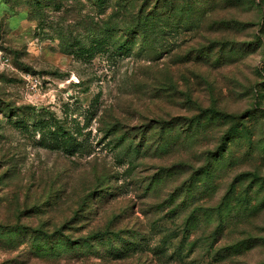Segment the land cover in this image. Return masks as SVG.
I'll list each match as a JSON object with an SVG mask.
<instances>
[{
  "label": "rangeland",
  "instance_id": "1",
  "mask_svg": "<svg viewBox=\"0 0 264 264\" xmlns=\"http://www.w3.org/2000/svg\"><path fill=\"white\" fill-rule=\"evenodd\" d=\"M0 264H264V0H0Z\"/></svg>",
  "mask_w": 264,
  "mask_h": 264
},
{
  "label": "trees",
  "instance_id": "2",
  "mask_svg": "<svg viewBox=\"0 0 264 264\" xmlns=\"http://www.w3.org/2000/svg\"><path fill=\"white\" fill-rule=\"evenodd\" d=\"M99 6L103 7L106 3V0H96ZM37 6H40L37 5ZM165 8H137L132 11L130 15V21L126 23V20L121 22L124 25V31L122 32V36L119 37L118 41H115L116 45L112 49L113 55H128L133 52L131 46V39H136V43L138 44V48L141 50L147 49L152 44H155L160 36L166 33L174 32L176 29H181L186 27V12L180 11L178 8H167L168 11L164 12ZM129 14V13H128ZM125 17V16H122ZM126 23V25H125ZM185 25V26H184ZM107 32V40L112 37L111 34L116 32V26L108 27ZM104 37V36H103ZM138 39V40H137ZM105 41L99 40L97 44H95V48L98 50H103ZM41 125H46L45 122H41ZM60 129L57 131L59 132ZM43 135V134H41ZM54 137L56 135H53ZM60 136H70L68 132L62 131ZM41 140L43 142H47V145L51 147H56V140L46 139L42 137ZM58 234L62 235L59 230H56ZM53 235H46V237H51ZM67 240H69L67 238ZM71 241V240H69ZM163 247L165 248V242L162 241ZM164 248H159V253L164 255ZM169 257V256H168Z\"/></svg>",
  "mask_w": 264,
  "mask_h": 264
}]
</instances>
